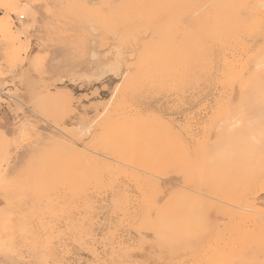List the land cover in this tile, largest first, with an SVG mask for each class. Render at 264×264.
Masks as SVG:
<instances>
[{"label":"rangeland","instance_id":"rangeland-1","mask_svg":"<svg viewBox=\"0 0 264 264\" xmlns=\"http://www.w3.org/2000/svg\"><path fill=\"white\" fill-rule=\"evenodd\" d=\"M0 264H264V0H0Z\"/></svg>","mask_w":264,"mask_h":264},{"label":"bare ground","instance_id":"bare-ground-1","mask_svg":"<svg viewBox=\"0 0 264 264\" xmlns=\"http://www.w3.org/2000/svg\"><path fill=\"white\" fill-rule=\"evenodd\" d=\"M27 12H28V10H26ZM26 24V23H25ZM2 25H3V27H5V28H9V23H8V21H5V22H2Z\"/></svg>","mask_w":264,"mask_h":264},{"label":"built area","instance_id":"built-area-1","mask_svg":"<svg viewBox=\"0 0 264 264\" xmlns=\"http://www.w3.org/2000/svg\"><path fill=\"white\" fill-rule=\"evenodd\" d=\"M18 19H19V20H22V19H23V16H19Z\"/></svg>","mask_w":264,"mask_h":264}]
</instances>
